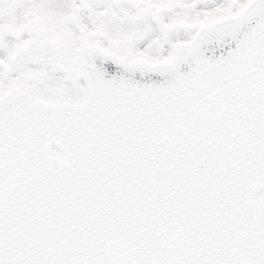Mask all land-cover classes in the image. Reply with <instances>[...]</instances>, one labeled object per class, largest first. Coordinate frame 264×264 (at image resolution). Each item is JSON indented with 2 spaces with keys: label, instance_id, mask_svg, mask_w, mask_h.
<instances>
[{
  "label": "snow or ice",
  "instance_id": "obj_1",
  "mask_svg": "<svg viewBox=\"0 0 264 264\" xmlns=\"http://www.w3.org/2000/svg\"><path fill=\"white\" fill-rule=\"evenodd\" d=\"M0 264H264V0H0Z\"/></svg>",
  "mask_w": 264,
  "mask_h": 264
}]
</instances>
